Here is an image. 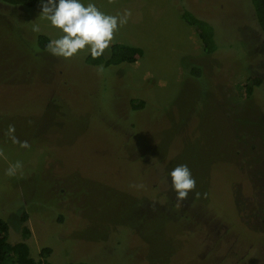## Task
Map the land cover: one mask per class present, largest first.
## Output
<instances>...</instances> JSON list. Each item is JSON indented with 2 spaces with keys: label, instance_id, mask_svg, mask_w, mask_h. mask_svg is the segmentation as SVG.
<instances>
[{
  "label": "rangeland",
  "instance_id": "374dc122",
  "mask_svg": "<svg viewBox=\"0 0 264 264\" xmlns=\"http://www.w3.org/2000/svg\"><path fill=\"white\" fill-rule=\"evenodd\" d=\"M94 2L110 15L131 13L110 47L143 52L134 64L110 67L113 74L90 70L87 49L70 59L38 49V35H61L39 16L41 0L26 11L0 4V215L8 241L21 239L27 212L30 256L49 247L50 264H263L264 84L247 99L244 79H264V38L247 5ZM182 8L217 26L230 45L204 54ZM190 64L199 78L187 75ZM130 98L153 107L131 112ZM10 125L29 148L12 142ZM16 162L22 167L7 175ZM181 164L196 188L178 202L168 173Z\"/></svg>",
  "mask_w": 264,
  "mask_h": 264
},
{
  "label": "trees",
  "instance_id": "16d2710c",
  "mask_svg": "<svg viewBox=\"0 0 264 264\" xmlns=\"http://www.w3.org/2000/svg\"><path fill=\"white\" fill-rule=\"evenodd\" d=\"M40 0H0L1 5L10 6V7H20L26 11V9L34 8ZM247 5L251 15L253 16L256 25L260 29L263 38H264V0H241V7ZM26 8V9H25ZM180 17L182 21L192 28L195 35L197 36L202 52L206 55H211L217 52L222 45H229L224 41L223 35L218 34L216 31L215 25L210 23L207 20H204L202 17L196 16L194 13L187 9H181ZM50 38L45 35L37 36V44L38 49L43 51V53H49L48 44L50 42ZM240 46L241 44L234 43L231 46ZM264 45V39H263ZM244 50V49H243ZM241 51L240 49L237 52H241L240 56L247 54L245 51ZM142 50L140 48L128 46V45H113L110 47L109 53L107 55H102L99 58H92L89 54H86L85 64L90 68V70L97 69L99 67L102 70H106L113 74L112 69L121 65H130L134 64L142 57ZM264 57V55H263ZM246 65L245 62H242ZM111 67V68H110ZM187 75L193 78H199L201 76V69L198 66L190 64V67L187 70ZM246 85L244 86L245 97L250 99L253 97L254 92L264 84V79L258 74H254L249 72L245 76ZM112 81V80H111ZM100 97V94H99ZM102 98V97H100ZM103 99V98H102ZM112 100V99H111ZM102 104H104V100H101ZM109 104L107 100H105V104ZM129 107L131 108V112L135 110H143L146 107L151 106L146 101L140 100L136 101L133 98L128 100ZM153 107V106H151ZM131 116H134L133 113L130 114V125L133 129V134L136 135L134 131L136 128L135 122L131 119ZM109 117V116H107ZM150 120V118H149ZM128 122L124 123L127 125ZM104 124V122H103ZM128 126V125H127ZM129 129V128H128ZM113 130V129H112ZM126 135L125 133L122 136ZM126 137V136H124ZM128 139V138H127ZM129 140V139H128ZM122 142V141H121ZM121 146V143H120ZM148 155V154H146ZM158 160L159 156H155ZM172 189V188H171ZM0 264H50L49 257L51 255V249L49 247L42 248L38 254V259H34L30 256V250L27 244L28 237L30 235L29 228L25 225L28 220L27 212H23V216L21 217V239L17 242L10 243L8 241V232L10 228V224L7 221V217L0 215ZM58 223L62 224L64 222V217L61 215L57 219ZM91 258H86L81 260H68L65 264H91Z\"/></svg>",
  "mask_w": 264,
  "mask_h": 264
},
{
  "label": "clouds",
  "instance_id": "9594fccd",
  "mask_svg": "<svg viewBox=\"0 0 264 264\" xmlns=\"http://www.w3.org/2000/svg\"><path fill=\"white\" fill-rule=\"evenodd\" d=\"M40 7L39 16L61 33L49 42L48 50L52 55L65 59L85 49L92 58L101 57L113 43L115 33L131 16L129 11L122 16L107 14L97 7L94 0H41ZM33 30L38 32L39 27L35 26ZM14 133L15 127L10 125L8 134L12 142L25 149L30 147L27 141H18ZM21 167V163L16 162L6 174L14 176ZM168 176L178 202L187 199L196 188V179L187 165L176 166Z\"/></svg>",
  "mask_w": 264,
  "mask_h": 264
},
{
  "label": "flooded vegetation",
  "instance_id": "af4514ba",
  "mask_svg": "<svg viewBox=\"0 0 264 264\" xmlns=\"http://www.w3.org/2000/svg\"><path fill=\"white\" fill-rule=\"evenodd\" d=\"M257 260L258 261H261L262 260V263L264 264V255H262L261 257H259Z\"/></svg>",
  "mask_w": 264,
  "mask_h": 264
},
{
  "label": "crops",
  "instance_id": "0c3cea01",
  "mask_svg": "<svg viewBox=\"0 0 264 264\" xmlns=\"http://www.w3.org/2000/svg\"><path fill=\"white\" fill-rule=\"evenodd\" d=\"M49 36V35H48ZM49 38L51 39V37L49 36ZM52 41V40H51Z\"/></svg>",
  "mask_w": 264,
  "mask_h": 264
}]
</instances>
